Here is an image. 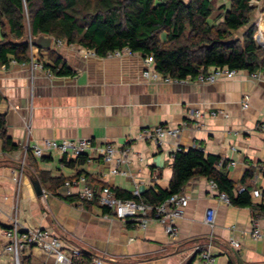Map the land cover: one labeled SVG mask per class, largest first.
<instances>
[{"label": "crops", "instance_id": "crops-1", "mask_svg": "<svg viewBox=\"0 0 264 264\" xmlns=\"http://www.w3.org/2000/svg\"><path fill=\"white\" fill-rule=\"evenodd\" d=\"M251 5L250 23L257 25L264 39V0H252ZM240 29L245 31L247 26ZM61 40L59 44L53 38L48 49L30 46L29 55L52 62L49 50L53 49L74 70L72 75L48 77L38 70L31 77L28 61L10 58L0 63V113L17 144L3 149L0 141V264H12L3 251V229L15 215L22 226L49 228L66 244L103 256L104 264H203L201 250L210 251L219 264H264V209L221 199L218 188H212L205 176H194L183 186L189 201L177 219L175 236L168 235L157 220L141 227L138 220L116 212L105 215L97 203L86 206L81 200L62 197L64 181L79 174L96 187L109 185L132 193L137 188L139 195L155 185L169 189L173 153L181 146L220 155L236 187L247 186L254 205L260 204L262 198L251 191L264 192V173L258 168L264 158V73L252 78L240 69L214 82L195 77L152 80L142 74L144 56L139 52L83 56L82 46ZM245 93L250 95L246 109L241 104ZM192 108L224 110L228 116L208 115L199 126L189 124L177 137L162 142L137 138L144 126H180L191 117ZM48 137L128 144L132 149L129 174H110L101 158L89 161L86 155L75 159L59 152L35 157L27 149L28 142ZM230 160L236 163L229 164ZM33 174L43 188L41 197L34 190ZM208 210L214 211L212 223L206 221ZM254 215L262 228L258 239L250 234ZM231 238L238 239L240 246L232 245ZM24 255L28 264L55 263L53 255L38 248Z\"/></svg>", "mask_w": 264, "mask_h": 264}, {"label": "trees", "instance_id": "trees-1", "mask_svg": "<svg viewBox=\"0 0 264 264\" xmlns=\"http://www.w3.org/2000/svg\"><path fill=\"white\" fill-rule=\"evenodd\" d=\"M251 1L230 0L229 6L219 5V13L214 14L212 0H0V63L10 58L18 62L30 60L28 20L33 37L51 35L56 41L65 39L92 48L98 55L125 46L143 56L152 54L154 68L171 77H196L201 69L213 66L264 73V47L254 38L257 25L250 23L254 9ZM243 26L247 29L240 40L234 37V32ZM49 52L52 62L41 60L44 67L58 76L74 73L58 53L53 49ZM0 141L3 149L17 147L7 133L3 113H0ZM220 159V155L205 153L200 147L181 148L173 153L169 189L155 185L139 196L124 189L113 190L118 197L156 205L200 175L214 180L218 191L224 192L230 203L264 209V192L262 202L254 205L248 187L239 191L228 177L225 165H218ZM62 197L70 202L80 200L76 195ZM82 202L86 206L95 203ZM82 254L91 260V253L83 250ZM27 261L22 256L21 264H28Z\"/></svg>", "mask_w": 264, "mask_h": 264}, {"label": "built area", "instance_id": "built-area-1", "mask_svg": "<svg viewBox=\"0 0 264 264\" xmlns=\"http://www.w3.org/2000/svg\"><path fill=\"white\" fill-rule=\"evenodd\" d=\"M260 35V36H259ZM30 46L33 47V36L29 35ZM256 41L259 43L264 42L263 34L257 33L255 36ZM57 43H62V40H57ZM262 44V43H261ZM80 52L83 56L97 55L96 51L92 48L82 47ZM132 53L128 46L121 49H115L107 52L108 56H122L123 54ZM144 69L142 74L152 80H163L165 82L179 81L182 78L171 77L164 75L154 68L153 55L144 56ZM12 62H17L15 58H11ZM31 77L34 76L38 70H43L48 77L53 76V72L44 67L43 62L36 57L32 56L27 62ZM235 70L230 69L228 66H213L208 70L201 69L196 75V79L200 82H214L222 76H229ZM261 71L251 72L252 78H259ZM250 95L245 93L242 96V108L246 109L249 106ZM221 113L227 117L228 113L224 110L206 109V108H192L190 111V118L182 121L180 126H168L163 123L144 126L140 128L137 138L141 140H154L162 142L167 137H177L182 128L187 127L189 124H196L199 126L201 121L206 116H216ZM194 119L193 122L191 120ZM261 120L258 124H261ZM264 122V121H263ZM27 149L35 156L41 157L48 152H59L75 159L81 156L87 157V160L94 158H101L108 166L110 174L128 175L129 171L127 165L130 163L131 146L124 144L117 146L112 141L107 142H94L91 138H43L42 140H35L28 142ZM182 147L179 146L177 150ZM138 159L142 160L143 157L138 155ZM225 159L221 158L218 165H223ZM229 164H235V160H230ZM258 168L264 173V158L258 163ZM22 172H20L21 174ZM212 188H218L217 183L210 179ZM64 191L62 196L76 195L81 201L95 202L100 206L107 208L110 211L116 212L121 217H128V219H136L141 227H146L150 219L159 221L164 225L165 231L170 236H175L178 233L179 226L177 219L182 215L183 208L188 204L189 197L186 193L180 191L172 193L165 200L153 205L143 200L138 199H125L118 197L114 190L109 185L94 186L84 174H79L64 181ZM239 191L245 190V186L241 185ZM252 196H263V191L260 188H254ZM134 195H139L138 189L133 191ZM221 199L229 202L227 195L224 192H219ZM1 211V202H0ZM206 221L212 223L214 218V211L208 210ZM110 214L109 211L105 215ZM5 243L3 251L9 254L12 264H21L22 255L29 252L33 248H38L47 254L53 255L55 259L54 264H104V257L101 255H93L91 260L83 256L81 249L78 246H71L64 242L62 237L49 228L46 227H27L22 226L17 216L11 218L10 224L3 229ZM250 234L254 239H258L262 235V228L259 222V217L254 215L251 220ZM232 245L239 247L240 242L236 238H231ZM203 264H219L216 257L210 251H200L199 253Z\"/></svg>", "mask_w": 264, "mask_h": 264}, {"label": "water", "instance_id": "water-1", "mask_svg": "<svg viewBox=\"0 0 264 264\" xmlns=\"http://www.w3.org/2000/svg\"><path fill=\"white\" fill-rule=\"evenodd\" d=\"M52 39L53 37L51 35L39 34L33 37V45L38 48L48 49L51 47ZM31 181L37 196L41 197L43 195V188L40 181L34 174L31 176Z\"/></svg>", "mask_w": 264, "mask_h": 264}, {"label": "rangeland", "instance_id": "rangeland-1", "mask_svg": "<svg viewBox=\"0 0 264 264\" xmlns=\"http://www.w3.org/2000/svg\"><path fill=\"white\" fill-rule=\"evenodd\" d=\"M223 2H225L226 6H229V4H230V0H212L213 5L215 6V12H214V14L219 13L218 7H219V5L223 4ZM211 21H213V20H211ZM26 23H27L26 24V32H27V35L29 37V35H30V29H29V22H28V20H26ZM242 30L243 29H240L238 31H235L234 32V37L240 38V40H241V36L245 32V31H242ZM257 31H258V27H257L256 32L254 34V38L256 36ZM0 37H1V27H0ZM162 38H165V32L162 33ZM261 43H263L262 45H264V42H261ZM22 256H24V254Z\"/></svg>", "mask_w": 264, "mask_h": 264}]
</instances>
